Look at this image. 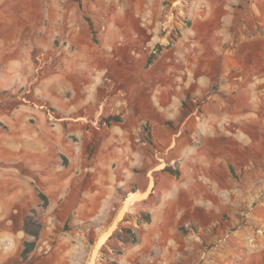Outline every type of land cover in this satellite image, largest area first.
Masks as SVG:
<instances>
[{
	"label": "crops",
	"instance_id": "1",
	"mask_svg": "<svg viewBox=\"0 0 264 264\" xmlns=\"http://www.w3.org/2000/svg\"><path fill=\"white\" fill-rule=\"evenodd\" d=\"M72 1L48 0V14L19 24L8 40L35 48L54 47L56 36L60 42L64 66L49 89L78 97L64 100L62 126L79 127L84 138L62 141L68 183L79 191L70 206L116 204L96 248L139 211L150 221L138 225L140 238L119 264L128 254V264H264L257 230L264 220V0H194L190 26L151 62L162 0L109 8ZM98 13L109 17L103 48L84 17ZM3 41L2 33L0 45H9ZM106 81L116 89L102 99ZM227 233L223 249L209 248Z\"/></svg>",
	"mask_w": 264,
	"mask_h": 264
},
{
	"label": "rangeland",
	"instance_id": "2",
	"mask_svg": "<svg viewBox=\"0 0 264 264\" xmlns=\"http://www.w3.org/2000/svg\"><path fill=\"white\" fill-rule=\"evenodd\" d=\"M95 1L101 8H109L113 3L117 6L129 4V0ZM76 2L82 3L81 0L71 3ZM193 2L162 0L164 13L155 21L159 25L155 34L159 37V44L148 62L172 45L181 36L182 30L190 26ZM47 14L48 0H0V36L3 33L9 44L0 45V264H39L40 259L47 255V264H105L117 261L124 248L134 242L138 225L148 222L145 219L148 213L138 211L126 217L124 222L115 226L112 238L106 240L110 230L101 237H106L104 243L100 245L98 241L96 248L100 235L112 226L116 204L113 206L110 203L104 210L94 206L82 209L70 206V203H78L79 191L77 185L68 183L69 163L62 153V141L76 143L84 138L79 127L70 130L62 126L63 115L67 114L64 100L69 98L77 103L78 97L72 92L67 96H53L49 89L50 77L64 66L60 42L56 36L54 47L35 48L20 47L13 42L10 45L8 40L15 37L16 26H25L26 21L34 20L35 15L41 19ZM84 17L88 25H92L89 33L92 42L103 48L102 35L108 15L85 14ZM173 38L176 40L170 42ZM106 84L107 88L112 85L109 81ZM115 89H104L99 95L105 99ZM78 112L79 109L73 107L71 113ZM93 129L92 124L86 127V130ZM95 137L90 136L88 141L93 148ZM40 194L47 197V206ZM259 207L258 211L262 210L264 217V199ZM32 210H36V219L41 223V237L33 256L30 254L31 257L24 260L25 239L32 238L24 236L23 217ZM257 230L264 239V220ZM215 232L218 230L215 229ZM227 234L209 248L216 252L223 249L231 239V234ZM129 255L122 264H128Z\"/></svg>",
	"mask_w": 264,
	"mask_h": 264
},
{
	"label": "trees",
	"instance_id": "3",
	"mask_svg": "<svg viewBox=\"0 0 264 264\" xmlns=\"http://www.w3.org/2000/svg\"><path fill=\"white\" fill-rule=\"evenodd\" d=\"M176 39H172L170 42H174ZM152 61V60H151ZM119 117H110L109 119H107V121H111V120H118ZM40 197L42 198V200L44 201V205L47 206L48 205V199L45 195L40 194ZM145 219L149 222L150 221V215L146 214L145 215ZM41 223L36 219V210H32L30 212L29 215H27L24 220H23V231L34 238L33 241H25L24 243V248L22 251V258L24 260H27L30 256V254L35 250L36 246H37V240L40 237V233H41ZM140 238V233L139 231H136V234L134 236V242H137ZM105 264H119L117 261H113V262H109V263H105Z\"/></svg>",
	"mask_w": 264,
	"mask_h": 264
},
{
	"label": "bare ground",
	"instance_id": "4",
	"mask_svg": "<svg viewBox=\"0 0 264 264\" xmlns=\"http://www.w3.org/2000/svg\"><path fill=\"white\" fill-rule=\"evenodd\" d=\"M109 234H110V233H109ZM105 238H106V237H103V238H101V239L99 240V244H100V245H102V244L104 243ZM97 246H98V245H97ZM92 263H93V262H92Z\"/></svg>",
	"mask_w": 264,
	"mask_h": 264
}]
</instances>
